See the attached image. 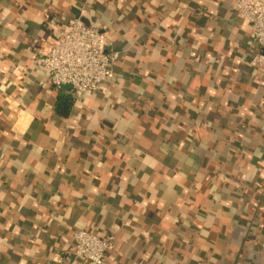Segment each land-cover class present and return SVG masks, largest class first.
<instances>
[{
    "label": "crops",
    "instance_id": "crops-1",
    "mask_svg": "<svg viewBox=\"0 0 264 264\" xmlns=\"http://www.w3.org/2000/svg\"><path fill=\"white\" fill-rule=\"evenodd\" d=\"M76 18L119 52L108 86L16 78ZM258 52L233 0H0V264L78 230L114 236L105 264H264Z\"/></svg>",
    "mask_w": 264,
    "mask_h": 264
},
{
    "label": "built area",
    "instance_id": "built-area-1",
    "mask_svg": "<svg viewBox=\"0 0 264 264\" xmlns=\"http://www.w3.org/2000/svg\"><path fill=\"white\" fill-rule=\"evenodd\" d=\"M235 15L249 28L252 43L264 49V0H233ZM53 43L45 55L34 57L26 66H14L16 78L31 70L46 72L47 84L59 89L68 85L73 98L78 101L86 93L103 90L113 76L112 65L119 52L106 48L98 22H83L76 18L69 23L51 26ZM194 55V53H192ZM253 63L264 70V54L258 52ZM74 244L67 256H57L53 261L68 264L70 259L85 260L90 264H105V257L115 245L114 236L100 237L88 230L72 234Z\"/></svg>",
    "mask_w": 264,
    "mask_h": 264
}]
</instances>
